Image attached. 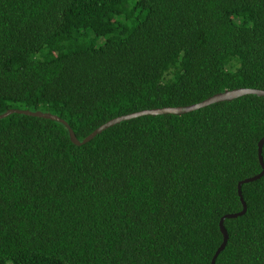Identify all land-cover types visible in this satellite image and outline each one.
Here are the masks:
<instances>
[{
	"label": "trees",
	"instance_id": "16d2710c",
	"mask_svg": "<svg viewBox=\"0 0 264 264\" xmlns=\"http://www.w3.org/2000/svg\"><path fill=\"white\" fill-rule=\"evenodd\" d=\"M240 88L264 91V0H0V115L81 141ZM67 127L0 119V264H209L264 98ZM239 190L213 264H264V172Z\"/></svg>",
	"mask_w": 264,
	"mask_h": 264
},
{
	"label": "water",
	"instance_id": "95a60500",
	"mask_svg": "<svg viewBox=\"0 0 264 264\" xmlns=\"http://www.w3.org/2000/svg\"><path fill=\"white\" fill-rule=\"evenodd\" d=\"M245 95H254L257 97L264 98V91L254 90V89H242V88L233 89V90H229V91L225 90V91H222L220 93H216V94H214V95H212V96H210V97H208V98H206V99H204V100H202L196 104H192L189 106L176 107V108H158V109L143 110V111L135 112V113L128 114L125 116L116 117V118H113V119L105 122L104 124H102L101 126L96 128L95 130H93L89 135H87L81 141H77L75 139L71 130L66 126V124L62 120H60L57 117L52 116L48 113L28 112V111H20V110H8L5 113H3L2 115H0V119L11 114V113H16V114H23V115H27V116H32V117L48 119V120L59 122L63 126L67 127V134H68L69 141L73 145L79 146V145L84 144L85 142L89 141L92 137L99 134L100 132H102L106 128L111 127V126H113L119 122L127 121V120L134 119V118L141 117V116L181 115V114H185V113L206 107L210 104L231 101L235 98L245 96ZM263 142H264V136L262 138H260L256 144V158H257L258 165L260 167V172L257 175H255L251 178H248V179L241 180L236 184V194H237L238 200H239L240 205H241V210L235 214L224 215L218 220L217 227H218L219 233L221 234V242H220L219 246L216 248V250L214 251V253L210 259L209 264L214 263V260L217 256V254L222 251V249L226 243V240H227L226 232L222 226L223 220L240 216L245 211V206H244V203H243L242 198L240 196V190H239L240 185H242L244 183L251 182L255 179H258L259 177H261V175L264 172V167H263L262 159H261V155H260L261 146H262Z\"/></svg>",
	"mask_w": 264,
	"mask_h": 264
}]
</instances>
